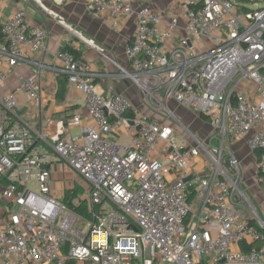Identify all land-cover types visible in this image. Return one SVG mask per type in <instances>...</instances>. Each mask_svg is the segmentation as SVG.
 <instances>
[{
	"label": "built area",
	"instance_id": "built-area-1",
	"mask_svg": "<svg viewBox=\"0 0 264 264\" xmlns=\"http://www.w3.org/2000/svg\"><path fill=\"white\" fill-rule=\"evenodd\" d=\"M70 1L24 0L0 25V199L8 204L1 264H264L263 222L237 212L247 199L231 149L245 142L264 187V8L244 11L234 0H171L163 9L154 0H85L86 13L113 30L133 21L124 50L131 72L119 76L139 88L145 106L174 118L167 107L174 102L209 123L207 140L185 130L194 145L178 147L170 126L138 115L118 94L104 96L95 82L110 75L61 50L52 64L45 59L48 32L26 8L64 24L47 4ZM18 70L28 74L11 88ZM50 72L84 97L88 120L47 119L36 130L22 117L14 94L33 99L40 117ZM200 156L204 175L195 170ZM68 196L86 216L70 210ZM245 244L259 248L244 252Z\"/></svg>",
	"mask_w": 264,
	"mask_h": 264
},
{
	"label": "crops",
	"instance_id": "crops-1",
	"mask_svg": "<svg viewBox=\"0 0 264 264\" xmlns=\"http://www.w3.org/2000/svg\"><path fill=\"white\" fill-rule=\"evenodd\" d=\"M167 2L168 0H154L152 6L156 9H163L167 6ZM84 4L85 0H71L63 6L48 3L47 6L63 20L64 24H60L53 18L42 16L31 6L26 8L28 20L44 27L48 32L45 59L52 64L55 54L58 51L66 47L74 49L79 52L80 58L85 60L90 65L92 70L111 76L99 79L95 82L104 96L118 94L126 99L135 111L140 109L144 105V98L141 91L131 80L119 76L120 69L131 72V66L124 55V50L133 35V21H123L120 23L119 28L113 30L110 28L108 21L103 16L86 13ZM17 6L25 7L24 0H0V25L12 16ZM83 31L88 32L89 35H85ZM77 34H80L82 39L79 38ZM85 41H92L94 46L100 48L99 52L96 51L95 48L89 46ZM27 74L28 73H26L25 70H18L15 72L9 78L11 88H15L18 85L20 76L25 77ZM60 81L61 79H56L51 72L50 74H44L42 83L44 86L49 88L50 95L48 99L45 97L46 106L44 107L43 112L47 110L49 105L52 106L50 112L45 116L41 114L40 117H35L34 120L28 122L32 128L39 130L45 124L47 119L60 121L70 118L74 114H79L81 117L88 120L84 97L74 91L68 84L66 85V94L69 95L68 99H65V94L64 99L61 101L63 102L62 105L56 106L51 104L52 99L55 98L58 83ZM167 107L174 115V118H172L174 123L171 122V117H167L166 114L158 113L153 110L148 117L158 119L164 124L170 126L174 130V133H177L176 136H184L185 143L193 146L194 140L189 138V136L184 133L185 130L190 132L191 127H193L192 121L194 122L200 119L201 121L206 122L208 126L209 123L201 118H198L194 112L187 111L179 107L174 102H169ZM147 114L148 112H141L138 115L146 116ZM72 130H77L76 134L79 133V130L74 128L69 131L70 134ZM196 136L201 139L197 134ZM201 140L205 141L204 139ZM231 149L240 160L241 182L239 186L240 188L242 186L245 192L241 191L244 193V196H246V194L249 196V202L251 201L250 204L253 206L252 210L256 216L259 215L258 218L264 224V187H261L256 183L254 158L248 151L244 141L239 142ZM202 162L203 158L201 156L198 157L195 162V170L198 174L204 175L205 173H208L209 169L206 165L202 164ZM175 174L176 173L173 170L171 177H174ZM55 188L57 189V185H55ZM245 198L247 199V197ZM7 207L8 204L0 199V229L5 228L7 225ZM240 207H238V211L240 213L239 215L252 219L248 207ZM64 264L88 263L66 259Z\"/></svg>",
	"mask_w": 264,
	"mask_h": 264
},
{
	"label": "rangeland",
	"instance_id": "rangeland-1",
	"mask_svg": "<svg viewBox=\"0 0 264 264\" xmlns=\"http://www.w3.org/2000/svg\"><path fill=\"white\" fill-rule=\"evenodd\" d=\"M165 1H167V0H165ZM168 1H171V0H168ZM234 1H236L237 3L239 2V0H234ZM240 3V5L241 6H244L245 8H247V9H252V10H255V9H261V8H264V0H245V1H243L242 3L241 2H239ZM84 32V34L85 35H89L88 34V32H86V31H83ZM68 97H69V95L68 94H66V96H65V99H68ZM14 98H15V100H16V104H17V106L18 107H22L23 108V111L21 112V114H22V117L27 121V122H31L32 120H34L35 119V114H36V107H35V101L33 100V99H25L23 96H22V94L21 93H15L14 94ZM51 104H54V105H56V106H59V105H62L63 104V102H61V101H59V100H56L55 98L54 99H52V101H51ZM51 106L52 105H49V107L47 108V110L46 111H44L43 113H42V115H46L47 113H49L50 112V110H51ZM137 111V114H139V113H141V112H148V114L145 116V117H148V116H150V113H151V111L152 110H150L147 106H145V105H143V107H141L140 109H137L136 110ZM197 115V114H196ZM197 117L198 118H201L199 115H197ZM193 120V119H192ZM191 120V121H192ZM174 120L171 118V122H173ZM174 123V122H173ZM192 124H193V127H191V129H190V133H192V135H194L199 141H201L202 142V140L201 139H204V140H207V138L210 136V134H211V128L207 125V123L206 122H204V121H201L200 119L199 120H197V121H192ZM177 126L179 127V125L177 124ZM182 129V128H181ZM178 131H180V130H178ZM184 132V131H183ZM77 133V130H72L71 131V135H75ZM180 133V132H179ZM178 133V134H179ZM185 133V132H184ZM183 133V134H184ZM183 134H181V135H183ZM186 135H188L187 133H185ZM196 134L201 138V139H199L197 136H196ZM175 135H177V133L175 132ZM123 140H125V139H123ZM112 141V140H111ZM113 141H115V140H113ZM123 142V141H122ZM175 142H176V144H177V146L179 147V146H182V145H184L185 144V141H184V136H176L175 137ZM213 146L216 148L218 145L216 144V143H214L213 144ZM240 187V186H239ZM243 192H245L244 191V188H242V186H241V188H240ZM260 190H263V189H260ZM246 194V193H245ZM245 197H247V200H248V202H246L247 204V207H248V209L251 211V215H253L254 216V218H256V219H259L258 218V216H256L255 214H253V210H252V205L250 204V202H249V196H247V194H246V196ZM240 209H241V207H240ZM237 212H238V214H240L239 213V211H238V209H237ZM258 212V211H257ZM248 213V212H247ZM250 214V213H249ZM76 229L77 230H79V231H81V230H83V232H86V228H85V225L84 224H82V223H79L77 226H76Z\"/></svg>",
	"mask_w": 264,
	"mask_h": 264
},
{
	"label": "trees",
	"instance_id": "trees-1",
	"mask_svg": "<svg viewBox=\"0 0 264 264\" xmlns=\"http://www.w3.org/2000/svg\"><path fill=\"white\" fill-rule=\"evenodd\" d=\"M243 1H245V0H239V2H241V3ZM239 2H238V4L240 5ZM241 9L244 10V11L249 10V9L245 8L244 6H241ZM61 51L68 52V53L72 54L75 58H80L79 52H77L74 49H71L69 47L63 48V49H61ZM66 85H67L66 80L61 79V81L58 83V88H57V91H56V94H55V99L56 100L62 101L64 99V96L66 94ZM129 115L133 116V114H131V113H129ZM200 117H201V119L207 121L204 117H202V116H200ZM67 205L70 208V210L73 211L74 213L86 216V211H85L84 206L83 205L79 206V207L74 206L70 202L69 196L67 197ZM258 246H259V244H252V245L245 244V245L241 246V249L244 252H248L249 250H251L253 248L258 249L259 248ZM66 251H67V249L64 248V252L65 253H66Z\"/></svg>",
	"mask_w": 264,
	"mask_h": 264
}]
</instances>
